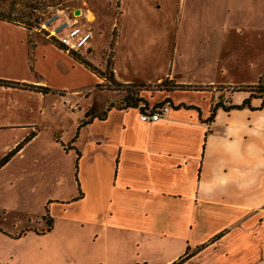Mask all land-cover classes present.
<instances>
[{"label": "crops", "instance_id": "crops-1", "mask_svg": "<svg viewBox=\"0 0 264 264\" xmlns=\"http://www.w3.org/2000/svg\"><path fill=\"white\" fill-rule=\"evenodd\" d=\"M91 21L88 14L80 21L91 34L78 50L6 21L19 31L21 52L17 58L0 49V63L10 66L21 59L24 72L0 73V79L17 82L0 83V135L9 137L0 144V156L31 132L15 155L38 141L46 113H60L65 92L83 103L75 113L69 147L60 138L62 128L53 132L63 149L76 152L77 191L71 200L58 197L50 203L53 222L57 216L88 225L90 241L107 250V264H170L185 254L181 264H264V90L250 87L257 81L169 78L181 85H143L139 95L145 104H113L100 118L95 114L113 102L115 92L107 91L113 95L102 99L95 86L103 76L81 60L95 66L99 59ZM119 37L120 30L111 67L117 82L166 79L123 68ZM75 71L80 79L72 78ZM231 85L242 86L229 91ZM227 93L229 101L222 98ZM213 97L235 106L218 105L212 112ZM166 100L167 116L139 118L140 111ZM42 172L45 178L54 171L45 166Z\"/></svg>", "mask_w": 264, "mask_h": 264}, {"label": "rangeland", "instance_id": "rangeland-1", "mask_svg": "<svg viewBox=\"0 0 264 264\" xmlns=\"http://www.w3.org/2000/svg\"><path fill=\"white\" fill-rule=\"evenodd\" d=\"M12 1H0V8H10L17 16L27 0H14L15 6L10 4ZM32 2L37 5L35 12L40 18L57 8L69 13L78 8L82 13L80 21H86V14L93 13L91 25L97 41L95 56L99 55L94 64L101 70L107 60L112 67L115 39L120 30L118 50L126 60L123 68L149 78H166L153 84L134 82L130 88L138 94L143 85L150 88L179 85L169 78H223L234 79L236 83L264 80V0ZM10 22L24 26L21 22ZM31 30L34 27L28 30L30 35L42 36V30ZM20 45L19 31L0 18V49L20 58ZM10 72H24L21 59L10 66L0 63V73ZM78 74L73 72L72 78L80 79ZM83 80L87 81V78ZM258 84L252 87L256 91ZM241 86L231 85L227 89L231 91ZM122 87L113 86L103 76L95 90L102 99L115 92L112 99L116 104L124 94ZM216 89L223 88L217 85ZM63 93L60 113L56 110L46 113L47 125L41 129L38 141L29 145L23 154L15 155L14 152L0 164V264H107V250L90 241L92 229L88 225L80 226L53 215L54 222L52 219V226L47 229L46 212L50 213V203L58 197L71 200L77 191L74 178L76 152L73 148L63 149L60 141L54 140L53 130L62 128L60 138L65 148L69 147L67 139L74 127L75 113L79 112L77 108L70 109L68 101H76ZM218 98L213 97V100ZM222 98L229 101L228 93ZM45 101L43 103L48 105V99ZM79 105L83 106V103ZM6 141L9 137L0 135V144ZM45 166L54 171L45 176L53 175V178H41ZM56 171L60 172L57 174L61 178H56Z\"/></svg>", "mask_w": 264, "mask_h": 264}, {"label": "trees", "instance_id": "trees-1", "mask_svg": "<svg viewBox=\"0 0 264 264\" xmlns=\"http://www.w3.org/2000/svg\"><path fill=\"white\" fill-rule=\"evenodd\" d=\"M1 3H4L5 0H0ZM33 0H27L25 1L23 4H22V8H19L20 9V12H18L17 16H15V14L12 13V11H10V8L6 10V8H0V18L1 19H4L6 21H13V22H21L25 27L27 28H32V27H35L37 25H39V23L43 20V17H38V15H36V9H37V5L35 3L32 2ZM12 6H15L16 5V2L13 0L11 3H10ZM2 5V4H1ZM2 7V6H1ZM31 16H33L31 18ZM112 43V41H111ZM110 43V44H111ZM87 66H89L90 68H92L93 70H95L99 75L101 76H104L105 78H107L109 81H110V84H112L113 86H123V91H124V94L122 95L121 97V100L116 103L117 106L119 107H124V106H137L139 103H144L145 104V101H144V98L142 96H140L138 94V91L135 90V89H132L130 88L131 86L134 85V82H131V83H120V82H117L115 79H114V76H113V70L109 64V60H107L106 62V65H105V68L103 70H101L100 68H98L97 66H93L90 62H88L87 60L85 59H81ZM261 78L258 79L257 83H259L257 86L258 88V91H263L264 90V84L260 81ZM0 83H14V84H17V82H13V81H7V80H4V79H0ZM141 84V83H140ZM30 87L34 86V85H31V84H26ZM181 85V84H179ZM254 85V84H253ZM253 85H250V87L252 88ZM42 91H47L48 88L46 87H39ZM253 90H255L254 88H252ZM247 102V99H245L242 103H246ZM115 103L113 102H110L108 106H106L104 109L101 110V112H99L98 114H95L97 115L98 117H104L105 113H106V110L108 107H110L111 105H113ZM115 104V105H116ZM218 105H222L224 107H229V106H235L234 105H230L229 103L228 104H225L223 102V100H217L215 102V104L213 105L212 107V112L214 110V108ZM237 106V104H236ZM88 120H83L82 123H86ZM32 136V132L29 133L28 135H26L23 140H21L14 148L10 149L6 154H4L3 157H1L0 159V164L4 163L5 161H7V159L17 150L21 147V145L23 144L24 141H26L27 139H29L30 137ZM46 221H47V229H49L51 226H52V217L49 215L48 212H46ZM187 257V254L181 256L180 258H178L177 260L173 261L172 263L170 264H181L182 261Z\"/></svg>", "mask_w": 264, "mask_h": 264}, {"label": "built area", "instance_id": "built-area-1", "mask_svg": "<svg viewBox=\"0 0 264 264\" xmlns=\"http://www.w3.org/2000/svg\"><path fill=\"white\" fill-rule=\"evenodd\" d=\"M80 13H71L63 8H57L46 15L43 20L36 26L42 30L48 37L53 38L67 50L80 49L91 34L88 28L83 29L79 20ZM68 101V100H67ZM70 109L78 108L77 102L70 103ZM170 102L164 101L160 105L146 107L139 112V118L146 121L157 120L165 117L169 111Z\"/></svg>", "mask_w": 264, "mask_h": 264}, {"label": "water", "instance_id": "water-1", "mask_svg": "<svg viewBox=\"0 0 264 264\" xmlns=\"http://www.w3.org/2000/svg\"><path fill=\"white\" fill-rule=\"evenodd\" d=\"M79 11L80 10L78 8L74 10L75 13H79Z\"/></svg>", "mask_w": 264, "mask_h": 264}, {"label": "bare ground", "instance_id": "bare-ground-1", "mask_svg": "<svg viewBox=\"0 0 264 264\" xmlns=\"http://www.w3.org/2000/svg\"><path fill=\"white\" fill-rule=\"evenodd\" d=\"M88 19H93V16L92 15H88Z\"/></svg>", "mask_w": 264, "mask_h": 264}]
</instances>
